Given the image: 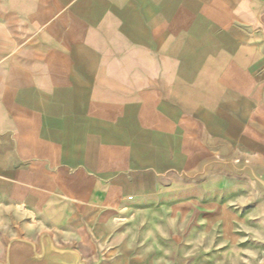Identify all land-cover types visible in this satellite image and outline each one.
<instances>
[{"label": "crops", "instance_id": "1", "mask_svg": "<svg viewBox=\"0 0 264 264\" xmlns=\"http://www.w3.org/2000/svg\"><path fill=\"white\" fill-rule=\"evenodd\" d=\"M259 137L264 0H0V260L5 238L49 231L133 264L105 246L118 215L166 211L170 227L176 206L264 250V195L201 172L222 144L263 160Z\"/></svg>", "mask_w": 264, "mask_h": 264}, {"label": "rangeland", "instance_id": "2", "mask_svg": "<svg viewBox=\"0 0 264 264\" xmlns=\"http://www.w3.org/2000/svg\"><path fill=\"white\" fill-rule=\"evenodd\" d=\"M256 140L264 141V138ZM219 176L221 179L226 175L220 172ZM164 213L159 216L157 211L132 209L118 215L115 233L105 243L106 248L118 252L123 244L133 247L135 255L143 256L135 259L133 264H153L152 258L162 264L172 259L177 264H264V250L259 249L252 238L245 235L240 241L222 243L219 241L220 228L190 221L189 210L176 206L173 210L175 226L170 227L166 221L167 212ZM169 228L170 233L174 231L178 236L168 238ZM206 234L212 235L213 240L206 241ZM160 247L171 257L159 256L163 253ZM117 258L118 254L106 264H112Z\"/></svg>", "mask_w": 264, "mask_h": 264}, {"label": "water", "instance_id": "3", "mask_svg": "<svg viewBox=\"0 0 264 264\" xmlns=\"http://www.w3.org/2000/svg\"><path fill=\"white\" fill-rule=\"evenodd\" d=\"M220 168L223 171L250 180L264 195V159L236 158L227 144L221 145L217 157L208 159L201 172ZM5 257L0 264H106L109 259L98 241L96 254L86 260L75 243L59 244L49 231H43L37 240L26 238L22 232L17 237L5 238Z\"/></svg>", "mask_w": 264, "mask_h": 264}]
</instances>
